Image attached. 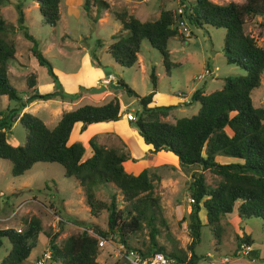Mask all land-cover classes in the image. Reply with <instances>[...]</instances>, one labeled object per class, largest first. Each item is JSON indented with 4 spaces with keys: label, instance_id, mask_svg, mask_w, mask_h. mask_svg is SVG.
Wrapping results in <instances>:
<instances>
[{
    "label": "trees",
    "instance_id": "1",
    "mask_svg": "<svg viewBox=\"0 0 264 264\" xmlns=\"http://www.w3.org/2000/svg\"><path fill=\"white\" fill-rule=\"evenodd\" d=\"M4 0H0V5ZM38 9L42 23L54 27L58 20V6L61 0H32ZM141 1V0H135ZM180 13L174 17V11L161 9L154 20L141 21L125 10L113 13L120 24V30L110 36L106 53L117 65L131 67L137 63L140 43L146 40L149 46L161 56L163 64L169 67L166 42L171 37L184 41L177 31V22H184L187 30L209 25L224 30L222 52L225 62L238 67L242 75L227 76L220 88L208 94L195 90L190 100L198 105L197 111L188 116L167 122L164 118L173 106L149 107L156 88L153 70L149 79L151 91L138 97L121 79L116 86L128 96L136 98L139 112L134 114L132 124L142 144L149 153L169 152L177 159L180 170L195 168L190 174L188 199L190 210L181 218L186 221L190 241L186 252L166 253L158 245L159 234L156 222L165 225L159 218V205L153 196V181L158 180L143 169L132 175L123 169L126 160L134 162L127 151L96 142L93 136L87 144L91 155L81 161L84 148L80 142L67 145L70 131L79 123V131L94 123L115 122L120 119L119 103L111 99L99 105L84 103L63 112L53 128H47L43 122L22 110L32 101H47L58 98L74 101L79 93H67L58 83L50 93L38 94L33 90L34 77H26L22 93L12 87L6 77L7 61L13 58L12 43L3 38L7 31L0 16V96L4 95L14 102L12 108L0 113V159L10 162V174L20 176L34 163H57L63 168L65 177H73L81 187L85 204L90 215L97 217L105 210L106 228L104 230L88 223L78 225L81 232L66 237L59 245L54 240L57 234L47 237V249L51 257L48 264H98L97 242L117 239L125 251L133 250L141 256L161 253L173 259V264H198L203 259L194 253L199 242V230L203 226L198 213L205 214V224L219 244L221 227L220 218L230 215L233 209L240 220L258 218L264 224V107H254L251 91L260 84L264 70V45L259 46L255 39L244 32L246 20L260 18L258 27H264V0H243L240 3L227 2L216 4L210 0H177ZM91 3L105 5L102 0H83L82 7L88 10ZM17 24L23 37L32 43L30 55L37 64L44 67L52 81L57 82L49 62L37 50L35 40L23 27L21 3L15 4ZM189 28V29H188ZM20 94L24 95L23 99ZM17 121L24 129L25 136L21 145L12 146L6 142L5 135ZM234 159V162H218L216 157ZM208 171L219 180L214 185L204 182L202 172ZM111 184L125 202L122 209L116 208L115 196L111 195L108 203L96 200L94 190L99 185ZM157 219H159L157 221ZM144 223L148 233V245L145 250L134 249L128 245V236L140 230ZM23 229H0V248L4 242V255L0 264H24L30 251L35 246L40 232L39 221L32 217L23 221ZM91 231V234L88 233ZM239 242L251 244L247 236ZM237 243V244H238ZM236 244V245H237ZM250 255V254H249ZM116 264V263H114Z\"/></svg>",
    "mask_w": 264,
    "mask_h": 264
},
{
    "label": "rangeland",
    "instance_id": "2",
    "mask_svg": "<svg viewBox=\"0 0 264 264\" xmlns=\"http://www.w3.org/2000/svg\"><path fill=\"white\" fill-rule=\"evenodd\" d=\"M66 1H60L58 20L54 27L42 23L37 6L32 0H4L0 5V16L7 26L3 38L14 47L13 58L7 61L6 77L8 83L19 93H22L25 88L26 77L31 74L35 81L34 92L38 94L53 92L58 83L65 92L77 88L78 90L86 89L93 79L101 82L109 75L113 76V80L105 86L103 92L93 96L87 95L86 100L80 97L74 101L67 100L61 103L58 98L49 102L39 100L33 103L36 105L28 108L29 111H22L39 118L48 128L52 126L51 123L53 125L56 123L49 122L47 119L49 111L55 106H58L60 112L69 111L84 103H92L88 101L89 97L96 98L99 100L96 103L101 104L114 98L122 106L120 113L126 111L138 113L139 106L136 98L128 96L117 87L115 83L117 79H121L138 97H141L152 89L149 74L153 70L156 78L155 92L156 95L159 93L160 101L161 96L171 95L173 92L190 97L192 90L199 89L207 94L220 88L225 77L243 74L238 67L225 62L222 52L224 30L209 25L188 28L191 36L184 41L178 37L167 40L166 47L170 62L167 70L160 54L151 48L146 40L141 41L137 63L133 66L126 68L114 63L106 53L110 36L120 30V24L114 19L113 13L125 10L141 21L154 20L161 9L174 11L179 8L177 0H102L105 2L104 6L91 3L87 11L82 7L83 0H75L72 6L65 8L62 4ZM210 1L224 4L240 3L243 0ZM18 2L21 3L23 14L22 25L27 34L35 40L37 50L49 62L57 82L52 81L45 68L38 65L29 53L32 43L23 37L17 24L15 4ZM256 22V18L246 20L244 32L252 36L257 45L263 46L264 27L255 26ZM204 70H208L209 75L197 80L196 76ZM20 96L25 98L22 94ZM250 98L254 107H264V70L260 76V84L251 91ZM14 105V102L8 100L6 96H0V113ZM156 106H160V103ZM174 106L176 110L172 115L175 118L167 115L164 118L167 122L188 117L195 113L198 107L193 101L190 105L180 108L178 105ZM126 125L128 129L136 131L131 123ZM6 136L7 138L12 136L17 141V145H21L25 131L15 121ZM74 136L75 131L71 129L69 137ZM158 157L169 161L174 160L176 168L166 163L163 165L151 163L152 165L149 164L145 168L150 175L162 178L159 181H153L152 194L156 197L160 208L159 218L165 222L163 226L157 219L159 234L156 236V241L166 253L186 252V246L190 241L189 230L186 221H181V218L190 208L188 185L191 181L190 174L195 168L180 170L176 157L167 152H158L149 160L156 161ZM140 158L148 160L145 155ZM226 159L230 162L235 161L231 158ZM202 175L207 185H214L219 180L208 171L202 172ZM111 195L115 196L116 208L122 209L125 202L113 185H99L94 190L96 200L104 203L109 202ZM106 216L105 210L99 211L97 217L90 215L78 182L73 177H65L63 168L59 164L37 162L22 175L13 177L10 174V162L0 159V229L10 227L22 230L23 221L32 217L36 218L40 224L35 246L24 264H35L41 252L47 249L48 236L57 234L54 241L60 245L66 237L81 232L82 229L78 226L81 223H91L104 230ZM198 217L203 225L199 230V242L194 248V253L203 257L198 264H205L207 258H213V256L216 259L226 257L229 264H262L264 262V224L260 219L240 220L235 210L230 215L222 216L219 221L221 227L219 244L215 246L209 228L204 225L205 214L202 210L198 213ZM88 233L91 234V231ZM236 235L239 238L243 235L248 237L254 256L251 253L247 257L232 255L238 243ZM127 242L134 249H146L148 233L144 223L140 230L128 236ZM7 247L8 243L4 242L3 247L0 248V258L4 255V248ZM118 247L119 244L115 238L104 241L102 247L97 246L96 262L125 264Z\"/></svg>",
    "mask_w": 264,
    "mask_h": 264
},
{
    "label": "crops",
    "instance_id": "3",
    "mask_svg": "<svg viewBox=\"0 0 264 264\" xmlns=\"http://www.w3.org/2000/svg\"><path fill=\"white\" fill-rule=\"evenodd\" d=\"M73 1H75V0H67L66 2H64L66 4L63 3L62 6H64L65 8L69 7V6H72L73 5ZM60 3H59V5H60ZM58 10H59V6H58ZM68 10H69V8H68ZM256 20H257V22L261 21L259 17H257ZM99 86H102L101 82H97L96 79H93L92 82L88 85L87 88L99 87ZM78 89L79 88L72 89V90H66V91L70 92V93L78 92L80 94L79 97L82 100H86V97H88L87 95H89V96L95 95V94L90 95V94H87V93H83V92H81L82 89L81 90H78ZM195 90H198V89L192 90L190 94H192ZM177 93L178 92H173L171 95L164 94L163 96H161V100L159 101V98H158V94L159 93L156 95V92H154V95L152 96V101H151L149 107L156 106L159 103H160V106H174V105H178L179 108L182 107V106L190 105V103L192 102L190 100V97L185 96L189 100V102L187 104H185V103H183L182 98L179 97L178 95H176ZM202 93L205 94L203 91H202ZM2 96H4V95H2ZM87 99H88L89 102H92V103H89V104H92V105L101 104V103H96V102L99 101L96 98H90L89 97ZM50 100L53 101L52 99H50ZM50 100H47V101L49 102ZM35 101H39V100H35ZM35 101H32L31 103H29L22 111H29V109H28L29 107L31 108L32 106L36 105V104H33ZM59 101H60L59 103H61V102L67 101V100H60L59 99ZM175 107L176 106H174L168 112V116L173 117L172 113L175 112V110H176ZM121 109H122V106L119 103V110H121ZM196 111H197V109H196ZM62 113L63 112L59 111L58 106H55L52 110L49 111L47 119H49V122L53 121V122L57 123V121L59 120V118H60ZM173 118H175V117H173ZM172 122H174V121H172ZM127 123H128V121L125 120L124 113H120V119L118 121L105 122V123H94V124H91V125L87 126L82 132L79 131L80 124L76 123L72 127V129H74V131H75V136L72 137V138L68 137L67 145H69V144H71L73 142H80L82 144V146L84 148V151H83V155L81 157V161H83L84 159L88 158L91 155V150H90V148H89V146L87 144V141L89 140V138H91L93 136L96 138V142L99 143V144H102L104 146H112V147H115V148L120 149V150L122 148L124 151H127V153L129 154V156L131 158H136V160L134 162H131L128 159V160H126L123 163V169L126 172H128V173H130L132 175H137L141 170L147 168L148 165L151 164V163H153L155 165L156 164H162L163 165V163H166V164H169L172 168H176V163H175L174 160L169 161L167 159L159 158V157L156 158V161L149 160V158H152L158 152L149 153L147 151V147L142 144L141 139L137 136L136 131H132V130L128 129V125H126ZM51 124H52V126L50 127V129L55 126V124L54 125H53V123H51ZM69 136H70V134H69ZM5 139H6V142L8 144H10L12 146H17V141L14 140L12 138V136L10 138H7V136L5 135ZM159 152H164V151H159ZM167 153H169V152H167ZM143 155H145L148 158V160L145 159V158L141 159L140 157H142ZM216 160L218 162H223V163L229 162V161H227L228 159H226L224 157H220V156H217ZM161 179L159 178L158 181L161 180ZM189 210H190V208H189ZM203 220H205V219H203ZM251 255L254 256V251L251 252Z\"/></svg>",
    "mask_w": 264,
    "mask_h": 264
},
{
    "label": "built area",
    "instance_id": "4",
    "mask_svg": "<svg viewBox=\"0 0 264 264\" xmlns=\"http://www.w3.org/2000/svg\"><path fill=\"white\" fill-rule=\"evenodd\" d=\"M181 11L179 8H177L174 11V17L176 18V14H179ZM177 31L180 35L187 37L189 36V31L185 27L184 22H177ZM209 75L208 70H204L202 73L198 74L196 76L197 80H201L204 78V76ZM113 80V76L109 75L108 78L101 81V85L106 86ZM179 97L182 98L183 103L187 104L189 100L182 96L181 94L177 93ZM124 118L126 121H132L134 120V113L131 111H126L124 113ZM189 200V199H188ZM19 232V229L16 230ZM103 240L98 239L97 246L102 247ZM119 251L121 252V256L123 258V261L125 264H173V259L164 257L161 253H153L148 256H141L139 253L128 250L125 251L122 247V245L119 244L118 247ZM252 252V248L250 244H247L245 242H239L232 253L233 256H240V257H247ZM50 251L48 249H44L39 258L36 260L35 264H48L50 262ZM205 264H229V260L226 257L218 258L214 256L210 260H207ZM264 264V262H262Z\"/></svg>",
    "mask_w": 264,
    "mask_h": 264
},
{
    "label": "water",
    "instance_id": "5",
    "mask_svg": "<svg viewBox=\"0 0 264 264\" xmlns=\"http://www.w3.org/2000/svg\"><path fill=\"white\" fill-rule=\"evenodd\" d=\"M104 90H105V86L102 85V86H99V87H91V88L82 89L81 92L93 95V94L101 93ZM210 259L211 258H207V260H210Z\"/></svg>",
    "mask_w": 264,
    "mask_h": 264
},
{
    "label": "clouds",
    "instance_id": "6",
    "mask_svg": "<svg viewBox=\"0 0 264 264\" xmlns=\"http://www.w3.org/2000/svg\"><path fill=\"white\" fill-rule=\"evenodd\" d=\"M110 84V83H109ZM129 122V121H128Z\"/></svg>",
    "mask_w": 264,
    "mask_h": 264
}]
</instances>
